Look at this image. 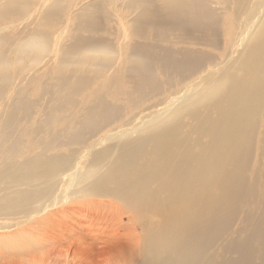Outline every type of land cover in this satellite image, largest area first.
<instances>
[{
	"label": "bare ground",
	"instance_id": "6f19581e",
	"mask_svg": "<svg viewBox=\"0 0 264 264\" xmlns=\"http://www.w3.org/2000/svg\"><path fill=\"white\" fill-rule=\"evenodd\" d=\"M116 1L129 9L143 2ZM208 2L157 0L154 12L141 10L142 18L150 15L149 21H140L139 11L130 20L137 34L148 32L162 39L173 33L190 44L195 40L196 45L217 47L225 23L222 16L230 12L231 22L225 29L224 41L229 57L214 70L205 71L197 78L198 82L182 93L172 96L163 108L144 116L141 124L135 127L131 124L133 127L123 139L115 134L112 138H101L105 145L97 142L98 147L89 146L79 170L72 163L71 153L49 155L47 150L68 144L67 141L78 144L109 123L112 117L109 103L101 96L94 97L89 91L86 97L90 104L83 108L73 99L87 80L83 65H94L95 55L104 45L98 46V39L72 37V48L59 60L73 66L65 70V64H59L60 73L54 86L50 84L51 88L45 91L49 102L42 119L32 127V122L27 121L31 123L28 132L39 151L22 159L15 158L21 150L18 146L21 140L13 129L25 116L31 118L37 102L30 98L31 89L24 91L18 87L14 95L13 90L12 94L9 92L13 97H9L12 99L9 103L6 99L7 114L0 120V216L28 221L43 214L40 221L45 223V238L63 241L67 259L75 264H83L84 260L96 264L92 262L94 256L109 257L113 251L115 257L124 261L130 255L131 262L127 261L130 264H264V0H217L215 4H222L218 9ZM25 4L3 2L0 21L20 16ZM61 10L62 6L57 11ZM49 13L43 10V15ZM73 16L76 25L79 20L76 13ZM84 26L89 31L95 29L89 19H85ZM62 31L57 32L56 41L62 39ZM46 41L44 35L34 34L15 48V55L17 52V57L24 58L36 53L31 57L37 59L38 53L47 51ZM151 45L148 50L134 44L129 49L136 55L132 59L134 63L128 62L131 66L125 69V76L133 83L131 93L135 95L130 100L155 94L160 81L157 69L162 75L182 82L210 64L209 55L194 48L153 49L156 44ZM58 49L61 56L68 45H59ZM98 62L101 65L99 59ZM10 63L13 62L0 55L1 101L5 86L13 83L4 73ZM44 88L39 86L38 96ZM97 98L101 100L94 102ZM68 107L82 109V113L71 119V115L63 112ZM53 120L72 122L57 132L48 130L49 136L40 138L39 134L47 131ZM111 139L116 141L109 144ZM113 147L116 152L112 154ZM62 176L68 183L61 199L56 201L49 193ZM44 183L48 185L39 187ZM71 196L107 200H92L91 204L77 202L73 206ZM115 200L127 205V215L115 208ZM58 204L67 206L54 208ZM131 210L138 219L145 218L148 225L141 241L134 238V232L125 230L122 223L124 216H131ZM242 211L244 226L227 238ZM75 218L76 222L71 224ZM54 219L52 225L46 224ZM220 242L224 243L219 247ZM217 245L219 252L215 249ZM53 264L58 263L53 261Z\"/></svg>",
	"mask_w": 264,
	"mask_h": 264
},
{
	"label": "rangeland",
	"instance_id": "374dc122",
	"mask_svg": "<svg viewBox=\"0 0 264 264\" xmlns=\"http://www.w3.org/2000/svg\"><path fill=\"white\" fill-rule=\"evenodd\" d=\"M5 1H15L16 3L24 2L26 4L21 11L24 13H22L20 16L9 17L8 19L4 20L5 22L0 21V55L2 54L3 57L8 58L13 62L10 63L12 64L11 66L8 65L6 67L7 71L5 70L4 73L8 75L9 82L13 81L14 83V85H12L13 83H8L9 85L7 84L8 86H5V91L2 93V96L4 94L5 97L1 96V98H3L2 101L0 99V120L2 121L6 116L7 113L5 114V112L7 109V104L12 100H10V98L13 97L14 92L18 89V87L22 88L24 91H28L29 89H31V93H29L30 98H34L37 102L36 108L33 110L31 118L27 119L25 116L18 122V124L16 123L17 125L15 124V128L13 129L14 134L16 133L15 135L19 134L21 136L20 137L18 135L19 139L21 140L19 141L18 146L19 148L21 147V150L18 155L15 156L16 159H22V156L35 155V153L39 151V148L35 146L33 137H31L32 135L28 131H30L29 128L34 125L33 123L42 119L44 110L48 106L47 102H49L47 100V94L45 91L47 88H51L54 86L53 83H55L56 81L55 78L60 73L58 71L59 67L65 63H68V61L65 63H61V59L59 60V58L63 55H66L69 49L72 48L70 46V43L72 42L73 36H77L79 38L88 37L91 40L98 39V46H102L103 44L104 47H100L101 50L98 49V54H96L97 50L95 51L96 53L93 52L94 54L92 53V56L96 54L95 57L97 58V60H95V62H98V59L100 62L101 60H105L101 62V65H97L99 62H96L97 64L94 62L95 64L93 63L94 65L91 64V66H87L86 63L85 65H83L84 67H82V65H79L85 70L84 73L86 72L85 74H87V80L82 91L79 94L74 95L73 99L77 103V106L79 105L82 108L86 107L90 104V99L86 97V95L90 91L92 92V94H94V97L99 95L109 103V113L112 114V117L111 119H109V123L107 125L103 127L101 126V128L98 129L95 134H89L87 135V138L84 137L82 142L78 144H70V142L67 141L68 144L56 145L54 147H50L47 150V154L49 155L71 153L72 163H76L78 170L85 163L84 159L89 146L92 145V147H98L97 142L105 145L106 141H100L103 137L112 138L116 135H120L119 137L123 139L125 136H127L133 126L135 127V125L141 124L144 116H146L150 112L163 108L165 106V103L176 96L178 92L182 93L187 87L193 85V83L195 84L196 82H198L197 78H199V76L205 74L208 71L214 70L217 64H222L229 57L228 45L224 41L226 40L225 36L227 35L225 29L231 22L229 21L231 18L229 14L230 12L225 13L226 15L221 14V16L225 15L222 16L223 18L221 19L225 23L224 27L221 29V31H223L221 32L218 39L219 44L216 47L213 45H196L194 44L195 40L191 41L190 44L188 43L189 40L184 38H176L175 34L173 33H169L165 38L162 39H158L156 37L154 38L148 32H144L143 34L135 33L130 26V20L139 11V20L144 22L149 21L150 15L146 18H142L141 10L154 12V10H156L158 7L157 0H143L142 5L133 6L131 7V9L126 7L122 2L116 0H60V2H58V0L57 2L55 0H0V5ZM216 1L217 0H209L208 3H213L212 5L215 8L217 7V9L219 6L222 7V4H219V2L215 4ZM43 4H45L44 7L42 6ZM61 6L62 12L57 11L60 10ZM41 7L45 9H42ZM53 9H56L57 12L53 11ZM43 10L51 11V13H49L50 15H43ZM91 11H94V13H91ZM74 13H76V18L77 20H79L76 25V20L74 16L72 17ZM85 15H88L89 17H85ZM85 19H89L95 24V29L93 31H89L84 26ZM65 25L67 28L65 27ZM79 26H81L82 28L78 32H76V29ZM62 29L64 31H62ZM61 31L64 35L62 36V39L56 41V36ZM38 33L44 35L48 40L46 41V43L48 42L47 51H43L45 52H42L43 54L41 52L38 53L39 56L37 59L32 58L36 53L30 54L29 57H17L18 53L16 52L15 55V51H17V49L15 48L20 44L26 42L30 36L32 37L34 36V34L37 35ZM65 43L66 45H68V49H64L60 56V50L58 49V46ZM130 44H134L138 46L139 49L144 48L145 50H148L150 47H152L151 44H156L153 49L159 48L158 46H167L171 49L179 47H188V49L194 48L195 51L200 50L209 55L210 64L208 63L207 67L205 68L206 70H202L201 73L192 76L189 80H183L182 82L175 79L173 76L171 77L162 75L161 70L157 69L156 74L159 77L160 81L155 88V94H149L141 100H130L135 95L134 93H131L133 83L125 76V69L131 66L128 65V62L134 63L132 59L136 57V55L129 50L131 47ZM105 46L109 49H105ZM103 49H105L106 51L104 50V52ZM100 51H102V53ZM137 53L141 54V52L139 51H137ZM129 55L131 56L130 60H128ZM30 57L32 59H30ZM92 58L95 59L94 57ZM210 58H212L213 61L210 60ZM70 62L72 63V61ZM66 64L64 65L65 70H67L68 67L70 69V67L73 66L72 64H69L68 66ZM73 64H75L74 61ZM90 69H92V71H90ZM24 78L26 79L24 80ZM50 84H52L51 87ZM39 86H45V88L43 92H40L41 94H39L38 96L37 91ZM6 87L8 90L6 89ZM141 88L143 90L145 89V86H141ZM11 90H13L12 97ZM6 99H9L7 100L8 103L6 102ZM100 100L101 98H97L94 102H99ZM63 112L67 115H71V119H75L77 115H80L82 113V109L79 110L76 107H68ZM27 121L32 122V125L28 122V126ZM143 121H145V119ZM71 122L69 120L66 122L64 120L51 121L50 127H48L47 131H42L39 134L40 138H44V136L48 137V130H50L52 133L57 132L61 130V128L65 124H70ZM22 125L25 127L22 128ZM23 129L25 130L22 131ZM115 141L116 140L113 141L111 139L108 142L110 144ZM115 148L116 147H113L112 154L116 152ZM67 174L68 172L66 173V175ZM252 174L253 171H251V175ZM261 176H263V174ZM53 179L54 177H52L50 180ZM67 183L68 180H66L64 176L58 178L57 186L49 193V195H51V199H55L56 201L60 200L61 195L63 194L65 187L67 186ZM46 185H48V183H44L39 187H44ZM17 188H19V186L12 190H15ZM70 200V204L76 206L77 202L91 204L92 200H100V202H104L102 200L107 199L95 196H71ZM110 201L111 198H109V202ZM117 201L119 200H115L116 204L112 201L114 203L113 205H116L115 208H117V210L119 209V212L121 213L127 212V205L123 202L119 203ZM70 204L68 203V205ZM60 206L62 207L67 205L58 204L54 208H59ZM246 211L247 210H245V212ZM245 212L242 211L241 213H239L234 223L231 225L232 227L227 238L234 236L244 226L243 220ZM127 214L128 212L125 215ZM37 217L40 219H38ZM35 218L38 221H36ZM35 218H32L33 220L31 219L25 221V218L19 219L12 216H0V264H53V261L57 262L58 264H64L66 262L75 264L74 260L67 259L66 244L63 241H52L49 238H45V223H42L40 221L43 218V214H41V217L40 215H38L35 216ZM58 218L64 221L61 216H58ZM56 219L47 220L50 222H46V224L52 225ZM144 219H138L137 214H135V212H133L132 210L131 216H124L123 218L122 223L125 224L124 229L130 232H134V238L137 241L142 240V237L148 228V225L144 221ZM75 222L76 218L70 223L74 224ZM22 240L23 242L27 243H23ZM223 243L224 242H220L218 244L219 247ZM25 244L27 245L25 246ZM218 245L215 249H217V251L219 249L220 251ZM113 253L109 252V257L94 256V258H92V262H96V264H130V255L127 256L126 260L124 261L123 258L115 257V254ZM128 259H130L129 263L127 262ZM85 263L91 264L89 261L84 260L83 264Z\"/></svg>",
	"mask_w": 264,
	"mask_h": 264
}]
</instances>
